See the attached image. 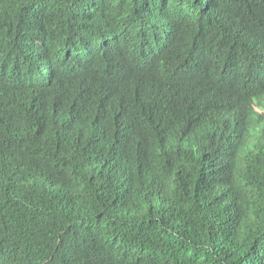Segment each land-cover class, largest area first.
I'll return each instance as SVG.
<instances>
[{
    "label": "trees",
    "instance_id": "1",
    "mask_svg": "<svg viewBox=\"0 0 264 264\" xmlns=\"http://www.w3.org/2000/svg\"><path fill=\"white\" fill-rule=\"evenodd\" d=\"M237 94L264 95V0H0V245L264 264V97Z\"/></svg>",
    "mask_w": 264,
    "mask_h": 264
},
{
    "label": "clouds",
    "instance_id": "2",
    "mask_svg": "<svg viewBox=\"0 0 264 264\" xmlns=\"http://www.w3.org/2000/svg\"><path fill=\"white\" fill-rule=\"evenodd\" d=\"M258 95L252 97V99H244L237 94V104L231 110L235 118H240L242 114L246 113L245 104L250 103L253 107L259 99L263 98L257 97ZM261 105V104H259ZM264 199V198H263ZM97 245H92L94 250L93 262L91 264H110L104 259L106 254H99L96 251ZM102 247V246H101ZM68 251V249H67ZM68 255V252H65ZM0 264H58L54 254L46 248H41L35 252H30V243L28 238L22 235L15 236L8 239V241L0 245Z\"/></svg>",
    "mask_w": 264,
    "mask_h": 264
}]
</instances>
